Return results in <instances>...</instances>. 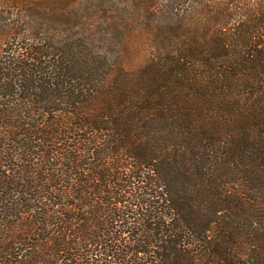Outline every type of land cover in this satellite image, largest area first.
I'll use <instances>...</instances> for the list:
<instances>
[{
    "label": "trees",
    "instance_id": "obj_1",
    "mask_svg": "<svg viewBox=\"0 0 264 264\" xmlns=\"http://www.w3.org/2000/svg\"><path fill=\"white\" fill-rule=\"evenodd\" d=\"M0 264H264V0H0Z\"/></svg>",
    "mask_w": 264,
    "mask_h": 264
}]
</instances>
